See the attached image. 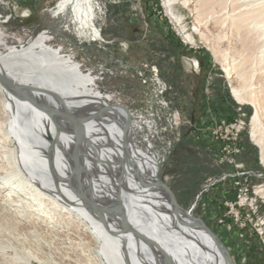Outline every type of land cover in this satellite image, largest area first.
<instances>
[{
  "label": "bare ground",
  "instance_id": "1",
  "mask_svg": "<svg viewBox=\"0 0 264 264\" xmlns=\"http://www.w3.org/2000/svg\"><path fill=\"white\" fill-rule=\"evenodd\" d=\"M206 4L214 6L209 20L224 25L228 38L242 50L252 51V71L264 79V0H209ZM172 10L171 16L181 20ZM97 11L101 9L95 0H58L42 14L49 17L51 26L26 46L0 54V73L23 87L19 94L0 82V141L6 143L4 154L9 159L3 161L1 197L7 200L22 188L24 193L39 195L41 201L51 200L50 209H66L88 234L81 238V233L66 225L71 243L83 246L102 264H228L223 249L204 228L185 216L178 204L175 209L173 194L161 188V165L150 148L122 144L124 130L119 121L127 123L125 129H132L131 122L124 117L115 120L107 101L94 90V78L83 74L72 58L61 55L60 47H51L55 39L58 46L66 41L63 30L80 44L105 43L94 24ZM195 32L203 38L198 27ZM220 36L219 40L226 34ZM187 39L194 44L193 36ZM242 50L230 57L232 61L220 53L221 62L228 78L239 83L232 87L233 98L255 110L250 136L260 148L264 165V132L257 113L261 104L251 90L247 94V79L253 75L241 71L246 62L240 61Z\"/></svg>",
  "mask_w": 264,
  "mask_h": 264
},
{
  "label": "rangeland",
  "instance_id": "2",
  "mask_svg": "<svg viewBox=\"0 0 264 264\" xmlns=\"http://www.w3.org/2000/svg\"><path fill=\"white\" fill-rule=\"evenodd\" d=\"M57 1L0 2V54L11 47L20 49L26 46L51 26L49 17L42 14L53 8ZM174 1L176 10L184 17L185 26L195 39L190 47L173 36L158 0L108 2L105 8L96 12L94 20L105 43L80 44L77 38L63 30L62 38L67 42L58 46L60 42L55 39L49 45L54 49L60 47L61 55L72 58L80 65L83 74L94 78V90L107 101L115 120L124 117L131 122L133 130L131 126L125 129L127 123L119 121L124 130L122 144L150 148L161 165V182L169 188L178 206L186 211L191 209V215L201 219L224 246L232 263L264 264V253L252 233L246 231L240 238L237 229L227 226L229 223L222 203L233 195V191L209 186V178H215L220 170L210 163L205 151L206 140H198L195 134L197 126L205 127L215 118L233 116L238 101L233 98L232 87L239 83L228 78L221 55L226 53L230 58L242 49L238 42L228 38L230 32L224 25L209 20L214 7L206 4L209 0L206 3L187 0L185 5L182 4L184 0ZM197 27L203 38L195 32ZM223 34L226 37L219 40ZM245 50H242L244 58H239L240 61L246 60L241 71L246 76L253 75L247 79L251 83H246L249 88L247 94L252 91L253 97L260 99L257 113L264 132V79L259 73H253L255 60L250 57L252 51ZM185 58L198 60L199 67L195 73L188 72ZM153 70L157 71L158 80L166 87L159 99L167 103V108L157 105L154 99ZM239 104H243L247 116L254 115L252 105ZM174 110L181 116V124L177 128L170 127L168 121V115ZM245 140L242 162L250 171L264 174V167H259L258 162L259 147L250 144L247 138ZM5 144L0 141V176L4 173V163L9 160L8 154H4L8 149ZM14 147L16 149V144ZM259 183L261 181H253V184ZM15 190L23 197H18L16 192L18 196L5 200L0 195V264H74L66 258L74 260L75 264H102L83 246L75 247L71 243L66 225H71L84 238L88 234L83 223L74 221L66 209H50V199L41 201L39 195L33 196L34 192L25 194L22 188ZM21 200L26 203H21ZM40 202L49 206L38 207ZM260 211L264 215V205Z\"/></svg>",
  "mask_w": 264,
  "mask_h": 264
},
{
  "label": "built area",
  "instance_id": "3",
  "mask_svg": "<svg viewBox=\"0 0 264 264\" xmlns=\"http://www.w3.org/2000/svg\"><path fill=\"white\" fill-rule=\"evenodd\" d=\"M111 1L115 2V0H100L97 3L102 10ZM158 1L163 16L167 18L168 24L171 26L173 36L178 38L181 44L192 46L193 44L187 39L188 35L193 36L192 31H189L185 26L184 17L176 10V4H173V0ZM172 9L182 17L181 20L176 21L171 16ZM183 60L189 73H195L198 70L197 59L185 58ZM153 71V89H156L154 99L157 105L167 108V103L159 99L166 87L158 80L157 71ZM252 116H247L243 104L237 102L231 118H215L205 127L197 126L195 134L198 140L202 142L206 140L205 151L208 153L210 163L220 170L215 178H209V186L216 185L220 186L221 189L233 191V195L222 203L229 223L227 226L237 229L240 238L244 236V232L250 231L264 251V215L260 211L264 205V174L250 173V170L245 167L241 160L245 138L254 145L250 136ZM168 121L170 127L177 128L181 124L180 113L174 110L168 115ZM257 149L259 167H264L260 160V149ZM253 181H261V183L253 184ZM188 211L191 212V209ZM220 222L223 221L220 220Z\"/></svg>",
  "mask_w": 264,
  "mask_h": 264
},
{
  "label": "water",
  "instance_id": "4",
  "mask_svg": "<svg viewBox=\"0 0 264 264\" xmlns=\"http://www.w3.org/2000/svg\"><path fill=\"white\" fill-rule=\"evenodd\" d=\"M0 82H1L2 84H4L5 86L9 87L10 89H12V90H14V91H17V93L21 94L20 92L22 91L23 87L17 85L16 83H14L12 80L8 79L7 77H5L4 75H2L1 73H0ZM76 161H78V160L76 159ZM77 163H78V162H76V164H77ZM75 168H76V167H75ZM160 185H161V188H163L166 192H168L169 194H172L171 191L169 190V188H168L166 185H164L163 183H160ZM173 205H174L175 209L178 208L177 203L175 202L174 199H173ZM183 214H184L185 216H188L189 218L193 219V220L196 221L197 223H199V224L204 228V230L206 231L207 235L210 236V237L213 239V241H214V242H215L220 248L223 249V253H224V255H225V258H226V260H227V263H228V264H233L231 258H230L229 255L227 254V252L224 251V248L222 247V245H221L219 239H218V238H217V237H216V236H215V235H214V234H213V233H212V232H211V231H210V230L204 225V223L201 221V219L193 217V216L191 215V212L186 211V210H184V209H183ZM164 259H165V261H167V259H168L167 256H166V254L164 255Z\"/></svg>",
  "mask_w": 264,
  "mask_h": 264
},
{
  "label": "trees",
  "instance_id": "5",
  "mask_svg": "<svg viewBox=\"0 0 264 264\" xmlns=\"http://www.w3.org/2000/svg\"><path fill=\"white\" fill-rule=\"evenodd\" d=\"M245 143H246V141H245ZM245 143H244V145H245ZM231 196V195H230ZM261 251L264 253V251L261 249Z\"/></svg>",
  "mask_w": 264,
  "mask_h": 264
}]
</instances>
